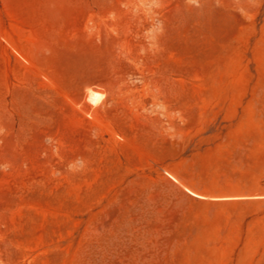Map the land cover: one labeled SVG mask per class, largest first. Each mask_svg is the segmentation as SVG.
<instances>
[{"label": "rangeland", "instance_id": "rangeland-1", "mask_svg": "<svg viewBox=\"0 0 264 264\" xmlns=\"http://www.w3.org/2000/svg\"><path fill=\"white\" fill-rule=\"evenodd\" d=\"M0 264H264V0H0Z\"/></svg>", "mask_w": 264, "mask_h": 264}, {"label": "bare ground", "instance_id": "bare-ground-1", "mask_svg": "<svg viewBox=\"0 0 264 264\" xmlns=\"http://www.w3.org/2000/svg\"><path fill=\"white\" fill-rule=\"evenodd\" d=\"M104 99V96L102 93L95 92L91 89L87 91V100L90 101L93 104L101 103Z\"/></svg>", "mask_w": 264, "mask_h": 264}]
</instances>
